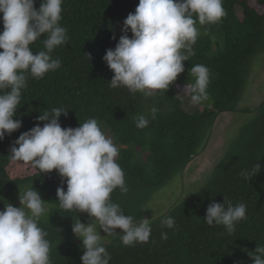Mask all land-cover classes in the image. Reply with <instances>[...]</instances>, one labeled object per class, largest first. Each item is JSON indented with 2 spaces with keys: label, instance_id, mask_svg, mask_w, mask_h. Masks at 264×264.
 <instances>
[{
  "label": "trees",
  "instance_id": "1",
  "mask_svg": "<svg viewBox=\"0 0 264 264\" xmlns=\"http://www.w3.org/2000/svg\"><path fill=\"white\" fill-rule=\"evenodd\" d=\"M252 1L223 0L225 17L216 24L198 25L201 34L193 45L194 55L183 62L185 71L167 92L158 90L146 97L124 86L112 87L113 73L102 59L107 49L115 48L123 34V21L135 11L139 0H63L60 23L67 30L68 41L52 53L60 59L61 67L41 79L28 76L13 117L21 120L22 126L0 141V210L7 203L18 207L19 193L32 186L40 193L49 210L39 226L52 245L51 264H81V241L71 229L77 219L87 223V213L59 206L56 189L66 191V183L55 169L40 173L26 163L33 171L31 176L10 178L8 167L15 161L10 152L15 140L37 123L42 127L37 117L55 107L68 110L59 117L62 127L76 128L95 118L108 131L119 149L116 159L128 188L124 194L114 190L112 202L138 220L152 217L147 243L129 247L118 235L108 238L104 246L111 256L109 264H252L247 253L264 245V101L253 110L238 111L255 61L264 54V0ZM39 2L34 4L37 9ZM127 35L131 37V32ZM45 38L31 45L34 53L44 50ZM197 64L210 70L209 99L199 105L200 112L189 113L176 97L175 88L194 82L191 67ZM152 107L158 109L155 119L150 117ZM237 112L252 115L229 141L201 188L152 212L150 203L155 195L182 176L200 154L217 119ZM142 114L148 115L150 122L139 129L135 120ZM254 163L262 166L261 171L246 181L241 172ZM223 198L247 206V219L240 221L231 235L222 225L209 226L203 219L209 203H222ZM162 215L175 219L173 228L161 226ZM162 232H167L166 240L161 239Z\"/></svg>",
  "mask_w": 264,
  "mask_h": 264
},
{
  "label": "clouds",
  "instance_id": "2",
  "mask_svg": "<svg viewBox=\"0 0 264 264\" xmlns=\"http://www.w3.org/2000/svg\"><path fill=\"white\" fill-rule=\"evenodd\" d=\"M0 0V141L6 134L21 128L13 117L20 107L22 90L30 75L35 79L61 67L53 51L68 41L67 30L61 26L63 0ZM223 0H139L133 13L123 21V33L114 49L102 57L113 73L110 85L124 86L131 93L154 96L167 92L179 74L185 71L183 62L194 55L193 45L200 36V27L218 23L225 17ZM131 32V37L127 35ZM42 36L44 50L33 52V45ZM115 39V36L112 37ZM90 55L87 59L90 60ZM194 82L186 83L183 93L192 105L209 99L210 70L202 64L191 67ZM61 107L45 111L37 117L39 123L19 135L10 148L12 159L29 164L40 173L56 170L63 187L56 189L59 206L65 210L87 213L89 221L77 219L72 233L81 241V264H109L111 256L105 248L109 237L119 236L124 246L147 243L152 232V217L136 219L124 214L120 204L111 200L117 188L128 192L125 173L117 162L119 149L108 138L95 118H89L76 128L62 127L59 117L67 113ZM158 109H150L155 119ZM148 115L136 117L135 125L146 128ZM258 160V159H257ZM254 163L241 176L249 181L261 171ZM19 206L7 203L0 210V264H51V242L40 226L48 208L33 186L19 193ZM244 203L233 205L211 202L203 217L209 226L222 225L227 234L247 219ZM160 224L173 228L172 216L159 217ZM99 229V230H98ZM116 229H120L119 233ZM104 235H101V231ZM168 238L167 232L161 239ZM252 264H264V245H256L247 253Z\"/></svg>",
  "mask_w": 264,
  "mask_h": 264
},
{
  "label": "rangeland",
  "instance_id": "3",
  "mask_svg": "<svg viewBox=\"0 0 264 264\" xmlns=\"http://www.w3.org/2000/svg\"><path fill=\"white\" fill-rule=\"evenodd\" d=\"M248 2L253 4L252 0H248ZM257 11L261 12L260 9ZM255 62V68L248 79V87L239 103L238 111L243 109L253 110L264 101V54L259 56ZM175 89L176 97L181 101L183 108L187 112L198 113L201 111V107L199 105H192L190 97L183 93L184 87L177 86ZM251 115L241 112L222 114L217 119L204 149L194 158L182 176L176 177V180L170 186H166L155 195V200L150 203V207L153 209L152 212H156L158 208L164 207L169 201L173 203L179 197L181 199L190 196L201 188L214 166L226 151L229 141L237 134L245 119L251 118ZM102 131L108 138H111L107 134V130L102 128ZM8 174L10 178H20L31 176L33 171L25 162L15 160L8 167ZM100 231L101 235H104L102 230Z\"/></svg>",
  "mask_w": 264,
  "mask_h": 264
}]
</instances>
